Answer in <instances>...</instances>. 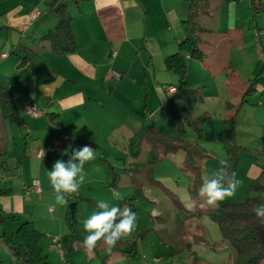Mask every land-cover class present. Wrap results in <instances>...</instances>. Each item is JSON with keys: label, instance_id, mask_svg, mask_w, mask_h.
Returning <instances> with one entry per match:
<instances>
[{"label": "crops", "instance_id": "crops-1", "mask_svg": "<svg viewBox=\"0 0 264 264\" xmlns=\"http://www.w3.org/2000/svg\"><path fill=\"white\" fill-rule=\"evenodd\" d=\"M63 2L72 18L78 50L60 56L41 40L57 24L52 10L54 0H0V26L5 27L0 33L11 32L18 48L13 56L12 51H0V70L14 78L7 83L18 117V123L11 124L6 112L0 109V190L10 192L0 194V218L13 215L33 222L44 234L39 246L50 264H103L101 258L105 257L107 247L104 252L95 249L88 253L82 243H74L72 251H67L59 242L67 233V209L66 205L56 204L47 172L57 160L67 162L72 148L80 147L68 142L92 143L98 149H94L95 159L85 164V183L67 197L68 202H75L79 227L83 231L81 206L86 204L98 211L99 197L122 208L123 199L133 193L126 194L119 185L116 189L124 198H112L108 168L101 158L115 163L112 165L118 172L121 164V170L129 169L132 160H128L126 141L142 124L164 134L173 133L174 127L169 129L171 124L175 125L165 112L170 99L180 112L192 116L211 115L213 105L221 101L236 106L246 81L257 74L264 58L256 44V30H264L259 27L264 23L258 18V23L254 22L251 0L227 5L211 0L210 16L203 20L210 30L202 45L206 57L199 62L187 55L186 76L178 82L166 70L164 59L177 51L185 37L187 0ZM259 35L262 44L264 32ZM235 53L238 57L234 58ZM246 56L252 62L247 63ZM24 57L27 60L21 64ZM110 71L120 77L108 78ZM260 90L264 93V87ZM201 102L209 105L201 107ZM250 102L252 99L247 104ZM196 103L198 107L194 106ZM28 104L35 106L37 115L27 113ZM222 110V117L227 116ZM215 126V122L210 127L206 124V141L219 144ZM33 162L40 165L35 175ZM260 163L250 165L249 179L257 176L264 161ZM34 180L39 182L40 192L32 191ZM136 180L146 200L148 192L143 189L149 183L141 176ZM131 185L134 186L132 177ZM19 225L16 220L0 222V240L3 241L5 231L14 232ZM3 246L0 245V264H21L7 245ZM116 256L104 264H118ZM154 259L153 262H161Z\"/></svg>", "mask_w": 264, "mask_h": 264}, {"label": "trees", "instance_id": "trees-1", "mask_svg": "<svg viewBox=\"0 0 264 264\" xmlns=\"http://www.w3.org/2000/svg\"><path fill=\"white\" fill-rule=\"evenodd\" d=\"M234 1L237 0H221V3L222 5H227L229 2ZM54 2L55 6L52 10L57 16V24L54 31L44 35L41 40L47 42L51 51L56 55L65 56L74 54L78 50V43L72 32V18L63 0H54ZM210 3L211 0H187L188 14L186 20L183 22L185 37L179 42L177 51L164 59L166 70L175 75L178 82H182L186 76L187 58L203 62L206 57L202 45L210 30L204 26L203 20L210 16ZM251 11L255 22L257 15L264 13V0H251ZM4 28L0 26V31ZM256 31V44L260 48L262 57H264V46L261 44L259 29ZM187 55L188 57L186 58ZM26 60L27 57L22 58L21 64L26 62ZM260 86L264 87V58H262V63L257 74L246 81V86L240 95L237 105L235 106L230 102H225L224 105L227 116L223 117L222 120L224 130L223 141L229 148L227 162L230 165V173L236 171L239 161L236 154L237 147L235 145L234 131L236 117L242 106L255 96ZM0 109L6 112L11 124L18 123L12 91L7 82H0ZM165 112L181 135L184 134L186 128H190L196 133V140L190 142L184 136L182 138L170 137L155 127L145 124H142L140 129L131 135L128 139L126 152L128 158L132 160V167L123 169L122 172L131 174L135 192L132 196L123 199L122 208L130 207L136 213V216L138 213L136 203L139 201V198H144V195L134 175L151 170L148 176L145 177L149 179L153 177L151 175L152 169L159 160V157L156 156L158 148H163L164 152L172 151L183 154L181 171L188 176L190 181L188 190H190L194 197L199 193L196 190L197 185L202 183L203 170L199 162L208 155L204 149L199 147L198 143L204 139V128L210 116L206 113L192 116L185 112H180L175 102L171 99L168 100ZM50 120L53 121V117H50ZM68 143H76L80 147L89 145L93 149H98L94 144L82 140H72ZM144 144L148 145L150 155V159L145 163L139 160ZM101 161L108 168L109 186L111 188H118L121 173L104 158H101ZM1 164L2 161L0 159ZM249 190L256 193V195L248 197L242 203L224 204L212 208L209 211V216L218 225L223 238L233 247L235 264H264V218H258L252 211L253 206L264 203V165H262L257 176L250 178ZM9 193V190H0V194L8 195ZM76 216L77 211L75 208L73 215H71L69 210L67 211L65 218L67 233L59 239V242L67 251H72L74 243L83 244L85 237L79 229ZM10 220H16L20 225L14 232L5 231L2 239L4 244L12 251L14 257L21 264H50L42 254L39 246L40 241L44 238V234L36 229L33 222L23 219L21 216L11 215L0 218L1 223ZM149 231L150 229L146 227L139 228L132 238L128 240H123L122 238L115 248L110 252L107 251L105 257L101 258L102 263L104 264L113 255L136 259L139 256L138 240L143 239V236ZM189 264H199L194 252L190 254Z\"/></svg>", "mask_w": 264, "mask_h": 264}, {"label": "rangeland", "instance_id": "rangeland-1", "mask_svg": "<svg viewBox=\"0 0 264 264\" xmlns=\"http://www.w3.org/2000/svg\"><path fill=\"white\" fill-rule=\"evenodd\" d=\"M257 16L256 19L258 18L260 23H264V13ZM255 22L258 23L257 20ZM259 27L264 28V25ZM259 32H264V30L259 28ZM262 42H264V38H262ZM15 44V38L11 32L9 34L8 32L0 33V51H7L8 53L12 51L13 56V51L18 49ZM221 55L224 57L225 53ZM233 56L234 58L238 57V53ZM245 61L250 63L252 59L246 56ZM4 74L0 70V82L14 80V78H11L12 76L7 75L9 73ZM260 89L261 86L255 96L251 98L252 102L245 104L246 106L240 110L235 121V145L239 159L235 173L237 179L241 180L242 183L237 188L234 196L221 201L218 206L242 203L248 197L256 195V193L249 190L250 179L247 177V173L251 172V164L260 165V162L264 161V93H261ZM224 103L221 101L220 104L213 105L214 109L211 111L212 114L209 115V121L206 123L208 127L211 126V122L216 123L215 136H218L219 144L206 141L205 131L204 139L198 143L199 147L204 149L208 155L201 161L199 160L200 162L198 161L203 170L202 180L219 168L220 160H228L229 148L223 141L222 108H224ZM203 105L208 106L209 102H201L200 106L203 107ZM194 106L198 107V103ZM173 127L174 132L167 133L168 136L174 138L184 136L190 142L196 140V133L192 129H186L184 134L181 135L176 126L172 124L169 131H172ZM156 156L159 157V160L152 169L151 175L153 177L151 179L145 177L148 176L151 170L134 175V178L138 179L141 176L146 183H149L143 189L148 192V197L146 200L139 198L136 203L138 209L137 227L123 240L132 238L139 228L146 227L150 231L143 236V239L138 240L139 256L135 260H128L117 255L118 264H189L191 252L195 253L199 264H235L233 247L223 238L218 225L209 216V211L215 207H201L202 198L198 194L194 197L188 190L190 187L189 178L181 171L183 154L172 151L164 152L163 148H158ZM149 159V147L144 144L139 160L144 162ZM128 160L130 161V158ZM119 166L120 169L118 170L122 172L121 169L124 165ZM157 182L158 184H156ZM119 184L120 187H124L126 194H134L135 188L131 185V176L126 172L121 174ZM201 184L197 185L196 190L198 192ZM99 198L100 200L105 199L104 197ZM80 201L82 200L80 199ZM193 202L195 203L193 204ZM70 203L75 202H68V205H66L67 211ZM81 207L84 213L83 220L88 218L94 211H97L94 207L86 204ZM76 219L79 222L78 215ZM79 229L84 235L82 229L80 227ZM0 245L4 247L2 240H0ZM96 250L104 252L106 246L103 242H99ZM154 258L160 259L161 262H153Z\"/></svg>", "mask_w": 264, "mask_h": 264}, {"label": "clouds", "instance_id": "clouds-1", "mask_svg": "<svg viewBox=\"0 0 264 264\" xmlns=\"http://www.w3.org/2000/svg\"><path fill=\"white\" fill-rule=\"evenodd\" d=\"M71 147L69 145V148ZM64 154H68V149H65ZM44 155L42 154L41 159ZM94 159L95 150L89 145H84L72 148L67 162L57 160L54 163L47 176L57 205H67V197L79 191L86 179L85 164ZM219 165L218 169L202 180L198 193L202 198L201 207H217L221 201L234 196L242 183L237 179L235 172H229L230 165L226 160H220ZM39 166L38 162H33L34 175L38 174ZM110 191L113 199L124 198L116 188ZM97 207L98 211H94L81 222L83 231L87 233L83 239V247L88 253H93L99 242H103L110 252L122 238L130 235L137 227L136 213L130 207L121 208L107 200H100ZM252 211L258 218H264V203L253 206Z\"/></svg>", "mask_w": 264, "mask_h": 264}, {"label": "built area", "instance_id": "built-area-1", "mask_svg": "<svg viewBox=\"0 0 264 264\" xmlns=\"http://www.w3.org/2000/svg\"><path fill=\"white\" fill-rule=\"evenodd\" d=\"M113 55L114 54H112V56ZM2 56H5V55H2ZM107 77L108 78H110V77L119 78L120 75L118 73H115L113 71H110L108 73V76ZM26 108H27L26 110H27V113L28 114H30V115H37L38 114L37 111H36V109H35V106L34 105L28 104L26 106ZM31 189H32L33 192H40V184H39V182L37 180L32 181V183H31ZM56 240H58V238H56Z\"/></svg>", "mask_w": 264, "mask_h": 264}, {"label": "water", "instance_id": "water-1", "mask_svg": "<svg viewBox=\"0 0 264 264\" xmlns=\"http://www.w3.org/2000/svg\"><path fill=\"white\" fill-rule=\"evenodd\" d=\"M69 208H70V213H71V215H73V213H74V208H75V203H70Z\"/></svg>", "mask_w": 264, "mask_h": 264}]
</instances>
